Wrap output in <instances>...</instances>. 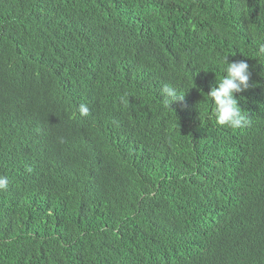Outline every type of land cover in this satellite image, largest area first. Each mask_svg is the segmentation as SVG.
<instances>
[{"label":"trees","instance_id":"obj_1","mask_svg":"<svg viewBox=\"0 0 264 264\" xmlns=\"http://www.w3.org/2000/svg\"><path fill=\"white\" fill-rule=\"evenodd\" d=\"M261 44L264 0H0V264H264Z\"/></svg>","mask_w":264,"mask_h":264},{"label":"clouds","instance_id":"obj_2","mask_svg":"<svg viewBox=\"0 0 264 264\" xmlns=\"http://www.w3.org/2000/svg\"><path fill=\"white\" fill-rule=\"evenodd\" d=\"M259 54H264V44L259 46ZM221 71L224 75L217 80L216 86L209 93H203L206 99L212 101V111L209 118H214L220 126H226L233 130L241 129L250 123L246 111L239 106L238 93L247 91L250 87L251 72L249 64L245 60L230 61L225 57L220 62ZM165 107H170L177 102H183L186 94L178 93L171 86L165 85L162 89ZM201 104V103H200ZM79 114L87 117L90 109L86 104L79 106ZM9 185V178L0 174V191L6 190Z\"/></svg>","mask_w":264,"mask_h":264}]
</instances>
